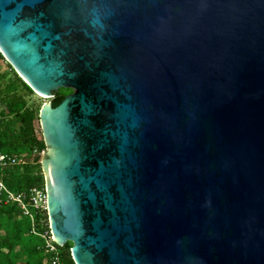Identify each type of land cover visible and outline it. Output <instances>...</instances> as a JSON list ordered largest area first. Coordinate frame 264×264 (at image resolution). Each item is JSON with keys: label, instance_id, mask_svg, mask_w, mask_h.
Segmentation results:
<instances>
[{"label": "water", "instance_id": "obj_1", "mask_svg": "<svg viewBox=\"0 0 264 264\" xmlns=\"http://www.w3.org/2000/svg\"><path fill=\"white\" fill-rule=\"evenodd\" d=\"M36 95L51 241L74 264H264V0H0Z\"/></svg>", "mask_w": 264, "mask_h": 264}, {"label": "trees", "instance_id": "obj_2", "mask_svg": "<svg viewBox=\"0 0 264 264\" xmlns=\"http://www.w3.org/2000/svg\"><path fill=\"white\" fill-rule=\"evenodd\" d=\"M4 59L0 55V63ZM70 93L53 92L49 103ZM33 92L4 62L0 70V151L15 159V164L0 168V184L13 196L24 195L27 214L0 191V264H74L71 243L53 250L45 246L50 236L45 210H36L26 202L33 188L44 190L39 160L44 144L38 127L37 112L41 104L29 101ZM30 215V217L28 216Z\"/></svg>", "mask_w": 264, "mask_h": 264}, {"label": "built area", "instance_id": "obj_3", "mask_svg": "<svg viewBox=\"0 0 264 264\" xmlns=\"http://www.w3.org/2000/svg\"><path fill=\"white\" fill-rule=\"evenodd\" d=\"M13 164H15V159L11 157L10 155L0 151V168L11 166ZM0 191H4L7 198L9 200L16 202L19 205L20 209L23 211V213L27 214V208H26V205L24 204V199H25L24 195L19 194V195L13 196L10 192L5 190L1 184H0ZM26 202L33 209L45 210L44 190L36 189V188L31 189L27 195ZM28 216L30 217V215ZM40 236L45 239V246L48 247L49 250H53V247L50 245V242H49L51 240L50 236L47 237V239L43 235H40Z\"/></svg>", "mask_w": 264, "mask_h": 264}, {"label": "rangeland", "instance_id": "obj_4", "mask_svg": "<svg viewBox=\"0 0 264 264\" xmlns=\"http://www.w3.org/2000/svg\"><path fill=\"white\" fill-rule=\"evenodd\" d=\"M4 62H6L5 60H4ZM4 62H1L0 63V70H4ZM49 99L50 98H48V97H46V98H44V97H41V96H39V95H36V94H34L33 93V95L32 96H30L29 97V101L30 102H32L33 104H37V103H39V104H43V103H49Z\"/></svg>", "mask_w": 264, "mask_h": 264}, {"label": "bare ground", "instance_id": "obj_5", "mask_svg": "<svg viewBox=\"0 0 264 264\" xmlns=\"http://www.w3.org/2000/svg\"><path fill=\"white\" fill-rule=\"evenodd\" d=\"M40 96V95H39ZM42 97V96H41ZM45 98V97H44Z\"/></svg>", "mask_w": 264, "mask_h": 264}]
</instances>
